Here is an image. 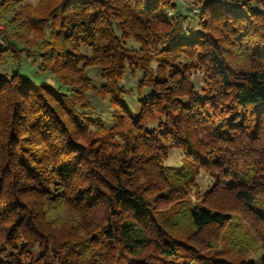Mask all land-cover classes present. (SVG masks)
<instances>
[{
	"label": "trees",
	"instance_id": "trees-1",
	"mask_svg": "<svg viewBox=\"0 0 264 264\" xmlns=\"http://www.w3.org/2000/svg\"><path fill=\"white\" fill-rule=\"evenodd\" d=\"M22 1L0 0V34L26 54L42 47L57 86L18 70L0 74V234L8 249L0 264H26L39 243L51 246L43 264L51 253L62 264H105L92 250L105 243L119 250V264H255L219 257L233 215L264 264V0H236L240 8L203 0L196 37L184 30L177 0H39L17 9ZM130 38L137 49L125 47ZM182 55H195L204 71V98L189 66L175 63ZM91 67L119 118L115 130L85 138L92 120L74 107L96 90ZM126 67L141 69V83L152 87L136 118L117 85ZM154 112L164 121L147 128ZM171 147L185 159L167 169ZM23 154L51 165L53 189ZM199 169L216 179L201 204L186 208L182 223L178 211L161 220L160 209L186 197Z\"/></svg>",
	"mask_w": 264,
	"mask_h": 264
},
{
	"label": "rangeland",
	"instance_id": "rangeland-1",
	"mask_svg": "<svg viewBox=\"0 0 264 264\" xmlns=\"http://www.w3.org/2000/svg\"><path fill=\"white\" fill-rule=\"evenodd\" d=\"M252 3L255 7L257 6L254 1L246 0ZM39 0H24L15 7L31 6L34 7L38 4ZM184 3L185 7L182 5ZM203 2V0H177V8L185 13L187 17L183 23V28L190 37H196L201 31L200 18L198 16L197 7ZM236 0H232L231 5L240 8V5ZM174 4V3H173ZM222 4V3H218ZM183 6V8H182ZM14 7V9H15ZM50 20V19H49ZM48 20V21H49ZM2 27L0 26V30ZM50 27L44 29L45 37L47 39ZM31 36V35H30ZM126 48H138V44L132 39L124 40ZM153 48V47H152ZM158 47H154L157 49ZM0 49H5L3 52L4 60L0 62V74L3 76H10L15 70L19 73L29 77L37 83L44 82L52 87H56L55 77L48 71L43 69V64L41 63L40 54L44 51L42 47L36 45L26 50L22 48V45L14 48L8 43V41L0 34ZM80 51L84 54L89 55V49L81 47ZM158 56V55H154ZM176 64H185L189 66L190 80L201 97H205L210 88L208 84L207 77L203 70L199 67L197 58L195 55H182L178 59H175ZM149 66L155 70L158 66V61L153 58L149 62ZM88 76L96 88L95 91H86L81 96L82 99L75 103V109L82 113L86 117H90L92 121L82 126L87 133L85 138H89V133L91 137L99 135L97 129L100 131H110L115 130L116 121L119 118L117 112V106L111 102L110 94L102 89L105 81L101 79L100 72L96 67H91L88 69ZM143 78V72L139 68H128L126 67L125 74L123 78L117 83L119 89L121 90V101L123 102L125 108L127 109L130 116L136 118L139 112V102L144 98H147L152 91V87L149 84H142L141 79ZM85 101V102H84ZM82 102V103H80ZM125 118V117H124ZM125 120V119H124ZM164 121L162 114L154 112L147 119V128H156L160 122ZM82 140H79V142ZM28 149V147H24ZM31 154L36 152L37 149H29ZM26 158L28 164L37 169L47 181L50 188L53 189V179L51 175V165L47 163H37L32 161L27 157V154H23ZM185 156L183 150L179 147H171L167 150L166 155L163 159V165L165 168L177 167L184 161ZM216 179L211 172L203 169H199L196 173L193 182L186 189V197L169 205L166 208L160 209V214L158 215L161 220H165L170 213H177L179 220L184 222L186 220V208L196 206L201 204V196L205 193L211 186L215 183ZM247 228L238 217L233 215L230 223L224 228L220 236L219 257L222 258H236V259H247L251 260L255 264L260 263L261 250L259 244L256 242H251L252 234L246 233ZM0 234V259L8 254V249L3 243V238ZM49 244H35L28 249V254L23 258L26 264H43L40 263L44 253H47V248H50ZM95 253L100 254L103 258H106L107 263L105 264H119L121 262L119 256V250L114 247L110 250L109 244L96 245L92 248ZM112 251V252H111ZM48 264H62L59 258H56L54 254L49 255Z\"/></svg>",
	"mask_w": 264,
	"mask_h": 264
},
{
	"label": "built area",
	"instance_id": "built-area-1",
	"mask_svg": "<svg viewBox=\"0 0 264 264\" xmlns=\"http://www.w3.org/2000/svg\"><path fill=\"white\" fill-rule=\"evenodd\" d=\"M216 3H229L231 4L232 0H214Z\"/></svg>",
	"mask_w": 264,
	"mask_h": 264
}]
</instances>
